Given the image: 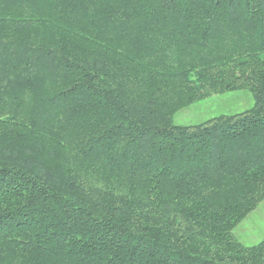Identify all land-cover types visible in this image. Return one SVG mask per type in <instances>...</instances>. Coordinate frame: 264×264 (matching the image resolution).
<instances>
[{"label":"trees","instance_id":"1","mask_svg":"<svg viewBox=\"0 0 264 264\" xmlns=\"http://www.w3.org/2000/svg\"><path fill=\"white\" fill-rule=\"evenodd\" d=\"M262 200L264 0H0V264H264Z\"/></svg>","mask_w":264,"mask_h":264},{"label":"rangeland","instance_id":"2","mask_svg":"<svg viewBox=\"0 0 264 264\" xmlns=\"http://www.w3.org/2000/svg\"><path fill=\"white\" fill-rule=\"evenodd\" d=\"M253 98L248 90L230 91L212 95L200 102L182 108L174 115L176 124H193L207 118L248 109ZM234 237L244 245H254L264 239V200L233 230Z\"/></svg>","mask_w":264,"mask_h":264}]
</instances>
